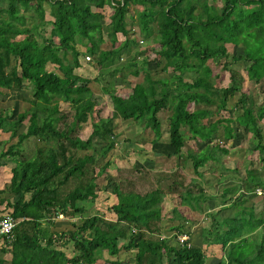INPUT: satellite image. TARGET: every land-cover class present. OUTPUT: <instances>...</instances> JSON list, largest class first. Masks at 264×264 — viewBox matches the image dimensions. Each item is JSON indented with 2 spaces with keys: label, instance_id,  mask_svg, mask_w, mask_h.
Returning a JSON list of instances; mask_svg holds the SVG:
<instances>
[{
  "label": "trees",
  "instance_id": "16d2710c",
  "mask_svg": "<svg viewBox=\"0 0 264 264\" xmlns=\"http://www.w3.org/2000/svg\"><path fill=\"white\" fill-rule=\"evenodd\" d=\"M220 1L6 0L0 5V95L5 89L19 95L30 90L28 108L16 112L0 106V145L5 134L9 142L0 148V168L11 166L9 181L0 186V214L19 220L11 236L0 235V264H97L104 250L117 257L113 264H208L206 248L215 247L220 250L215 264H264V203L260 211L254 203L260 197L264 202V97L249 85L264 79V0ZM31 9L40 21L29 26ZM47 23L51 35L40 47L37 34ZM136 24L141 37L159 49L142 57L132 52ZM106 32L115 44L109 49L101 48ZM119 33L125 37L121 42ZM82 56L98 65L94 81L114 107L112 116L92 121L87 137L80 128L93 118L97 101L76 71ZM128 74H143V80L129 95H119L116 78ZM236 97L231 109L238 112L225 116ZM214 115L215 121L205 120ZM117 118L135 126L128 141L151 142L143 137L148 129L151 143L165 137L175 167L135 164L109 181L112 161L106 157L117 145ZM141 119L137 127L143 136L136 128ZM220 132L233 141L247 132L258 159L228 166L229 148ZM30 137L38 141L33 153L25 147ZM189 166L195 175L186 174ZM100 191L116 195L109 207L115 219L101 210L87 214V204ZM165 196L179 205L204 207L210 224L202 228L201 244L188 235L186 225L194 217L179 205L163 212ZM216 201L221 202L217 210ZM226 208L232 216L223 215ZM59 214L74 220L71 229H52ZM165 218L178 222L168 227L176 230V243L165 234ZM180 234L188 240L182 243ZM123 251L127 256H120Z\"/></svg>",
  "mask_w": 264,
  "mask_h": 264
},
{
  "label": "rangeland",
  "instance_id": "374dc122",
  "mask_svg": "<svg viewBox=\"0 0 264 264\" xmlns=\"http://www.w3.org/2000/svg\"><path fill=\"white\" fill-rule=\"evenodd\" d=\"M221 2L220 0H218ZM0 5H7L6 0H0ZM97 10V9H96ZM103 11V10H101ZM22 12H25V9L22 8ZM112 12V8L110 6L105 7V13L110 14ZM28 14L27 16V25L31 26L34 21H40L39 18H37V14L33 9L29 10L26 12ZM136 32L132 33V37L134 38V43H131V50L133 53H136L138 56H145L147 54H151L154 49H159L160 45L155 44L152 42V39H143L140 34V30L136 24L135 26ZM40 30V34H37V39L40 47H44L46 43V39L50 37L51 35V23H47L44 26H42ZM124 36L119 33L118 34V39L119 42L124 40ZM57 41V38H55ZM59 42V41H58ZM115 44L112 43L110 40L107 32L105 33V38L101 42V48L104 49H109ZM70 57V56H69ZM161 63H165V59L163 57H160ZM125 60V57L122 59V61ZM13 62H15V58L13 57ZM211 64L212 61L210 62ZM76 71L81 75V81L88 83L91 88L94 90V98L97 101V105L95 106V111L92 114L93 118H89V120L83 124V126L80 128V135L82 137H87L91 131H92V121L93 120H98L100 117H108L112 116L114 107L112 100L109 95L104 94L100 90V86L97 82L94 81L95 76L97 75L98 72V65L96 62H94L92 59L87 58V56H82L81 57V67L77 68ZM225 82L226 84L229 83V80L225 74ZM143 80V74L140 75H135V74H128L127 77L125 78H116V85H117V93L122 96H127L131 93L132 87L135 85L137 82H141ZM250 88L256 86L259 91V95L261 99L264 97V79L258 83L257 85L254 82H251ZM247 87V86H246ZM248 88V87H247ZM30 93V90H26V93ZM24 90L21 92V94H18V91H12L9 92L8 90L5 89L4 93L0 95V106L4 107H9V108H14L16 109V112L28 108L30 106L29 102L27 101ZM259 98V96H258ZM237 99H233L229 103V110L228 111H223V114L225 116H233L235 117L237 110L235 111L234 109L232 110L231 106L234 103V101ZM260 99V98H259ZM64 110L68 111L70 108L66 105H62ZM190 108H193L191 105ZM223 115V116H224ZM218 116L214 115L212 117H208L205 120L207 122L210 121H215ZM142 121V122H141ZM141 121L136 123V128H137V134L143 136V131L141 130L142 127H137L138 125H142L143 119ZM28 124L27 121H25L21 125V130L25 128V126ZM237 124V123H236ZM135 129L134 125H129L127 124L124 120H121V118L116 119V133H117V145L115 149H113L108 156L106 157L107 159H111L112 163L110 167H108V174H109V181H116L117 180V174L118 170L120 169H128V167H131L133 165L141 166L142 164L148 166V167H165L167 169H173L175 167V156H171L169 154L170 148L166 147L168 144V141L164 137L162 141H160L158 144L157 143H151L152 138H153V133L151 132L150 129H148V134H146L143 137H145V140L151 141V142H146L142 140H138V138H135L133 140H126L125 136L127 137L128 135H131ZM142 131V132H141ZM222 131V128H221ZM8 134L3 135V142L0 145L2 147H6L9 142L6 140ZM143 139V138H142ZM219 140L222 143H225L227 147L229 148V153L225 154V163L228 166L234 167V166H239L243 167L245 159H248V161L256 160L258 159V151H253L250 149V142L251 136L247 132H243V135H241V139L238 140H227L222 137V132L219 133ZM37 138L36 137H30L27 139L25 142V147L33 153L36 149L37 146ZM136 149V150H135ZM11 167V166H9ZM9 167H4L6 171H3V168H0V186H3L6 184L9 179L11 173L9 172ZM8 172V173H7ZM185 172L187 175H195L194 169L189 166L185 169ZM206 176L210 179L211 178V173L209 171H205ZM215 179V178H214ZM212 191H216L214 187L211 189ZM220 198V197H219ZM117 201L116 195H112L111 197L107 196V192L100 191L99 196L96 197L94 203L87 204V209L89 213L95 212L96 210H101L102 213L106 217H109L111 219H115L116 214L109 209V207L112 205V203ZM201 205H204L203 202H200ZM250 203V202H249ZM256 205L257 211H260L263 208V198H256L254 201ZM216 205H213L217 210L221 203H218V201L215 202ZM163 212L164 213H172V209L179 204L175 202V200L172 197H164L163 198ZM187 205V204H186ZM184 213L189 215L190 217H194L195 221L192 223H188L186 227L190 229V232L188 235L192 239V243H202V228L204 225H209V219L205 217L204 213H201V210H204V207L200 210L199 208H195V206H184V205H179L178 206ZM207 209V208H206ZM232 209H225L223 212V215L228 216L232 215ZM205 217V218H204ZM74 221L71 217H66L63 214H59L57 217L56 222L54 225H52L53 230H66V229H71L72 224L71 222ZM164 226H165V234H167L170 238L171 241L176 243L177 238L175 237V232L176 230L172 229L169 230V226L178 223L177 221H172L170 219L165 218L164 221ZM56 224V225H55ZM174 230V231H173ZM164 234V235H165ZM200 243V244H201ZM65 245V250L67 248V245ZM63 247V246H62ZM207 253H208V264L212 263L215 264L216 259L220 257V250L219 248H206ZM68 253H70V249L67 250ZM126 253L128 254L129 252L123 251L120 253V256H127ZM218 254V255H217ZM10 257V256H9ZM102 258L98 260L97 264H104L105 261L104 259H108L109 264H113L116 262L115 256L109 255L105 250L102 251ZM132 257V254L130 255ZM104 258V259H103Z\"/></svg>",
  "mask_w": 264,
  "mask_h": 264
},
{
  "label": "built area",
  "instance_id": "2783aa9c",
  "mask_svg": "<svg viewBox=\"0 0 264 264\" xmlns=\"http://www.w3.org/2000/svg\"><path fill=\"white\" fill-rule=\"evenodd\" d=\"M87 58H89V56H87ZM258 193H262L260 188H258ZM18 222L19 220L10 213L0 214V235L11 236ZM188 237L187 234H180L178 238L183 243L188 240Z\"/></svg>",
  "mask_w": 264,
  "mask_h": 264
},
{
  "label": "crops",
  "instance_id": "0c3cea01",
  "mask_svg": "<svg viewBox=\"0 0 264 264\" xmlns=\"http://www.w3.org/2000/svg\"><path fill=\"white\" fill-rule=\"evenodd\" d=\"M0 198H1V197H0ZM218 203H221V202L218 201ZM232 212H233V210H232ZM232 215H233V214H232ZM232 215H228V216H232Z\"/></svg>",
  "mask_w": 264,
  "mask_h": 264
}]
</instances>
